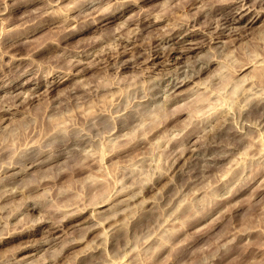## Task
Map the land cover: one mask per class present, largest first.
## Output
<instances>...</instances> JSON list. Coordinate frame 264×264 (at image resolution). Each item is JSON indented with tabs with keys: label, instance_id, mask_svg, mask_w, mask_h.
Here are the masks:
<instances>
[{
	"label": "clouds",
	"instance_id": "obj_1",
	"mask_svg": "<svg viewBox=\"0 0 264 264\" xmlns=\"http://www.w3.org/2000/svg\"><path fill=\"white\" fill-rule=\"evenodd\" d=\"M104 3L105 0H71L61 6L60 0L55 4L48 0L35 12L39 19L45 15L43 9L62 7L65 23L71 24L85 7ZM125 3L136 5L138 11L114 28L104 27L99 37L92 38L93 47L96 41L104 47L96 55L89 53L90 60L80 61L74 57L69 61L64 52L48 60L34 59L36 48L27 38L31 33L25 24L17 25V30L0 28V70L5 63H10L4 60L10 52L14 53L12 59L27 61L7 78L0 74V88L21 81L19 86H27V93L17 92L16 97L27 96V103L32 105L27 107L21 99L19 104L11 105L15 109L11 115L0 113V170L19 163L21 155L26 164L36 158L37 152L59 160L57 172L91 168L97 163L94 153L123 155L130 152L131 159L143 166H130L129 158L120 160L117 165L120 179L130 181L128 187L133 190L149 186L154 192L153 202L158 204L170 195L174 200L191 181L208 179L202 173L214 171L211 162L216 157H227L239 144L254 143L255 137L260 143L248 158L250 171L237 169L227 177L212 175L209 190L227 194L228 185L235 188L243 180L264 175V0H157L147 7L142 0H125ZM162 7L164 11L160 10ZM110 9L111 5H106L105 13ZM69 10L78 15H67ZM96 11L93 8L87 15ZM140 16L147 21L145 29L138 26ZM129 23L136 25L131 31L127 27ZM176 29H180L179 36L195 30L200 38L193 44L181 46L180 56L170 59L174 45L167 41L174 38ZM153 40L157 41L156 45ZM109 41L120 47L112 48ZM126 43L130 46H125ZM157 55L163 58L156 61ZM78 64L82 67L75 76H82L85 69H92V74L74 80L67 87L60 86L66 76L59 81L49 79L56 71L71 73ZM234 84L239 85L238 94L232 92L230 85ZM197 97H212L215 107L207 108ZM178 101H184L190 108V125L175 133L170 130L160 142L137 151L146 140L140 132L141 122L148 121L151 114L163 106L170 107ZM67 109L72 110L67 124L59 125L51 120V113ZM189 127L191 133L185 136ZM192 134L196 139L189 144L187 141ZM176 143L199 151L173 169V164L185 153V147L176 148ZM148 157L152 158L151 163ZM157 157L162 158L164 165L166 182L163 183L160 179L152 183L151 179L162 175L152 168ZM148 169H151L149 178L145 179ZM168 174L175 176V180L168 179ZM157 184H160L158 190ZM258 187L264 188V180ZM201 199L193 202L194 208ZM256 207L264 221V195L256 201ZM106 232L117 251L130 246L128 223L116 220ZM104 235L97 237L100 241L97 247L105 246ZM52 244L63 248L59 241H50V249ZM144 251L151 260L155 249L145 246ZM47 255L48 264H59L58 253L50 251ZM0 264H16V261L9 252L0 256ZM90 264L98 262L93 260ZM129 264H136L135 256L130 257ZM180 264H264V228L256 234L255 240L246 239L243 243L236 235L229 238V234H225L223 240H213L196 248L192 256Z\"/></svg>",
	"mask_w": 264,
	"mask_h": 264
},
{
	"label": "rangeland",
	"instance_id": "obj_2",
	"mask_svg": "<svg viewBox=\"0 0 264 264\" xmlns=\"http://www.w3.org/2000/svg\"><path fill=\"white\" fill-rule=\"evenodd\" d=\"M55 2L56 0H52L53 4ZM70 2L71 0H60L61 6ZM45 3H48V0H0V28L17 30V25L25 24L31 33L27 38L33 41L36 48L33 58L37 60H48L61 52L68 56L69 61L74 57L80 61L90 60L91 55L100 53L104 47L99 41H96V47H93L92 38L99 37L104 27L114 28L138 11L136 5L127 4L125 0H105L104 4L85 7L78 19H73L71 24H67L63 19L65 13L62 7L45 8V15L37 19L35 10ZM142 3L147 7L157 3V0H142ZM106 5H111L107 14L104 11ZM93 8L97 11L91 16L87 15ZM160 10L165 9L162 7ZM67 15L76 17L78 14L69 10ZM28 21H31V24ZM138 21V26L145 29L147 21L143 16H140ZM134 26L136 25L132 23L127 24L129 31ZM158 26L162 27L163 24ZM179 33L180 29H176L174 38L167 41L174 45L173 48L193 44L200 38L195 30L184 33L182 37ZM190 33L193 34L189 36ZM108 43L112 48L120 47L118 43ZM152 43L156 45L157 41L153 40ZM125 46H130V43ZM76 49L80 51L76 52ZM13 54L10 52L4 57V60L10 63H5L0 70V74H5L6 78L14 74L17 66L27 63L26 60L12 59ZM19 55L23 56L24 53ZM123 58L122 55L121 59ZM162 58V55L155 56L156 61ZM80 67L82 65H74L72 72L67 74L53 72L49 79L59 81L66 76L60 86L67 87L74 80L92 74V69H85L82 76H75L74 73ZM20 83L21 81L17 80L10 87L0 88V113L5 116L15 111L11 105L19 104L21 99L25 100L27 107H32L27 103V96L16 97L17 92L27 93V86L21 88ZM230 86L233 94H238L239 85ZM112 96H115V93H112ZM197 100L209 109L214 108L216 104L212 97H197ZM71 115L72 110L67 109L51 113L50 118L56 124L65 125ZM191 120L192 112L184 101H178L170 107L163 106L160 111L153 112L148 121L141 122L140 132L146 140L137 151L148 147L149 144L160 142L170 130L175 133L177 129L190 125ZM190 133L189 127L185 136ZM256 136H259V133H256ZM195 139V134H192L187 143L190 144ZM253 141L254 143L250 141L239 144L227 157H216L211 162L214 171L211 174L202 173L208 176V179L193 180L174 200L170 195L158 204H154V192L149 186L133 190L128 187L130 181L120 179L117 168L120 160L129 158L130 166H143L131 159L130 152L123 155L94 153L97 158L95 165L71 172H57L56 166L60 161L52 160L39 152L35 159L26 164L23 163L24 155H21L19 163H13L10 167L0 170V256L10 252L16 264L21 261L23 264H48L47 253L54 251L58 253L59 264H90L93 260L98 264H129L131 256L136 257V264H180L190 258L196 248L213 240H223L225 234H229V238L236 235L240 243L246 239L255 240L256 234L264 228V221L261 220L256 207V201L264 195V188L258 187L264 180V175L243 180L235 188L228 185L227 194L209 190L212 175L227 177L237 169L250 171L247 168L248 158L255 145L260 143L255 137ZM173 142H169L170 147ZM175 147H185V153L181 160L173 164V169L183 164L185 158H190L199 151L196 148H187L183 143H176ZM147 159L151 163L152 158ZM36 160L42 162H35ZM152 168L162 173L160 177H152V183L157 179L162 183L166 182L162 158L157 157ZM150 171L151 169L146 170L145 179L149 178ZM167 178L175 180V176L170 174ZM159 187L160 184H157L156 190ZM175 191L176 188H173V192ZM218 196L223 198L217 199ZM197 198L202 199L194 208L193 202ZM116 220L129 225L130 246L126 249L121 247L119 251L113 245L110 234L106 232L109 225ZM55 223L62 226L60 232L58 231L60 235L57 232L52 233L53 235L48 233V228ZM245 229L248 230L247 233L243 231ZM102 233L107 241L103 248L97 247L100 243L97 237ZM50 241H59L63 248L52 244L50 249ZM145 246L155 249L151 260L147 259Z\"/></svg>",
	"mask_w": 264,
	"mask_h": 264
},
{
	"label": "bare ground",
	"instance_id": "obj_3",
	"mask_svg": "<svg viewBox=\"0 0 264 264\" xmlns=\"http://www.w3.org/2000/svg\"><path fill=\"white\" fill-rule=\"evenodd\" d=\"M105 15H106V14H105ZM98 19H99V18H98ZM146 24H147V23H146ZM143 26H144V25H143ZM143 26H142V27H143ZM145 26H146V25H145ZM192 34H193V33H192ZM192 34L190 33L189 36H191ZM185 36H187V35H185ZM181 37H182V36H181ZM183 40H184V39H183ZM183 40H182V41H183ZM178 41H179V40H178ZM182 45H183V44H182ZM180 47H181V46H180ZM158 56H159V55H158ZM179 56H180L179 47L176 48V46H175V48H173L172 52L169 53V58H170V59H175V58H177V57H179ZM186 149H187V148H186ZM190 149H191V148H190ZM192 149H193V148H192ZM194 149H195V148H194ZM194 149H193V150H194ZM41 159H42V158H41ZM44 159H45V158H44ZM183 159H184V158H183ZM185 159H186V158H185ZM223 159H224V158H223ZM180 160H181V159H180ZM43 161H44V160H43ZM35 162H42V161H37V160H36ZM36 164H37V163H36ZM30 165H31V164H30ZM32 165H33V163H32ZM32 165H31V166H32ZM34 166H35V165H34ZM51 223H52V222H51ZM61 227H62V226H60V224H58V223H57V224H56V223H55V224H52V225L48 228V231H49L48 233H51V234H52V233L54 234V233H56V232L59 233L60 230L62 229ZM64 227H65V226H64ZM46 230H47V229H46ZM58 231H59V232H58ZM64 231H65V230H64ZM61 232H63V231H61ZM46 233H47V232H46ZM65 233H66V232H65ZM53 234H52V235H53ZM62 234H63V233H62ZM59 235H60V233H59ZM59 235H58V236H59ZM45 236H46V235H45ZM43 237H44V236H43ZM52 237H53V236H52ZM47 238H48V236H47Z\"/></svg>",
	"mask_w": 264,
	"mask_h": 264
}]
</instances>
